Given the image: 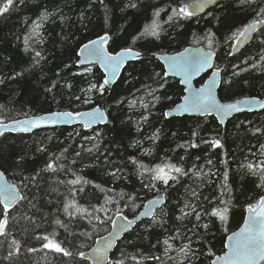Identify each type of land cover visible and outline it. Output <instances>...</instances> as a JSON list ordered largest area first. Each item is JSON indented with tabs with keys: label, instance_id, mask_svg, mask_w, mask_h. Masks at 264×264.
<instances>
[{
	"label": "trees",
	"instance_id": "16d2710c",
	"mask_svg": "<svg viewBox=\"0 0 264 264\" xmlns=\"http://www.w3.org/2000/svg\"><path fill=\"white\" fill-rule=\"evenodd\" d=\"M191 1L182 0L188 4ZM132 3L137 6L131 7ZM176 4L177 0H15L13 8L0 15V80L4 81L0 84V123L51 112H83L99 105L107 116L104 125L88 131L76 126L0 136V172L27 197L10 211L8 242L15 238L25 245L14 264H89L79 256L64 257L43 249V241L35 237L48 235L63 247L85 252L109 230L108 216L133 217L153 198H164L162 208L151 220L141 221L125 234L109 261L188 264L179 249L190 243L195 251L192 264H209L214 255L223 252L226 236L242 224L247 203L260 193L259 177L242 165L255 164L261 155L264 111L238 115L224 127L211 117L165 119L164 111L180 101L183 89L176 80L165 78V88L152 93L158 85L151 77L164 72L153 56L189 46L203 47L215 53L213 67L221 74L217 93L221 101L264 97V45L260 43L264 25H258L248 45L231 53L238 37L232 34L254 19H264L256 15L259 8H264V0H254L251 5L229 0L217 3L200 16L169 21ZM45 13L53 15L41 21L37 42H29L31 50L25 51L28 27ZM154 22L161 38L146 35L132 44V38L146 28L150 30ZM105 33L112 37L108 49L113 54L130 46L141 54V59L127 63L111 89L101 94L98 88L104 76L100 70L95 66L89 67L90 72L86 71L88 68H77L76 62L79 48ZM209 35L213 38L211 48L206 38ZM36 51L43 57H36L39 63L33 60ZM253 63L256 68L251 67ZM245 68L247 71L241 70ZM17 72L21 75L12 79ZM206 77L194 85H202ZM224 80H231V86H224ZM92 84L97 88L88 91ZM164 93L171 99L153 100V95ZM85 99L91 102L84 103ZM132 103L135 106L130 108ZM256 128L262 132L253 134ZM157 129L159 138L150 139ZM216 139L220 147L204 142ZM191 142L198 147H191ZM49 163L55 172L45 171ZM169 163L182 167L188 175L169 181V185L151 181L152 173L145 169ZM112 172L116 175H110ZM77 177L80 184L67 183ZM150 182L155 187H145ZM193 191L199 194L198 198L192 196ZM106 198L112 202L105 204ZM29 201L36 204V209ZM68 201L89 212L92 206L101 205L109 211L107 216L96 213L104 223L95 219L89 223L79 214L69 217L63 212V204ZM221 201L229 207L226 222L205 212L213 207L223 208ZM185 204L202 213L199 221L195 215L178 219ZM56 219L66 227L56 225ZM204 224L208 227L204 228ZM83 232L90 236H81ZM169 237L175 239L170 240L172 248L165 254L162 242ZM26 247L38 251L28 253ZM6 252L7 242L0 237V259Z\"/></svg>",
	"mask_w": 264,
	"mask_h": 264
},
{
	"label": "snow or ice",
	"instance_id": "6c2138e0",
	"mask_svg": "<svg viewBox=\"0 0 264 264\" xmlns=\"http://www.w3.org/2000/svg\"><path fill=\"white\" fill-rule=\"evenodd\" d=\"M20 3H23L24 0H19ZM103 0H101V3ZM219 0H193L192 4L184 3L182 0H177V4L175 7L171 9V15L168 16V20H181L188 19L193 17L197 12L203 10L206 4H217ZM254 0H239L241 5H251ZM15 0H0V15L8 13L14 6ZM131 7H136L135 3L130 5ZM192 9V10H190ZM160 14V10H157L155 15L158 17ZM52 13H45L42 19H47ZM258 17H264V8H259L256 13ZM258 25H264V19H254L251 23L245 25L242 29H238L237 32H234L233 37H245L247 38L248 33L254 32L257 30ZM39 23H37L36 28H39ZM35 34V31H34ZM152 36L157 40L161 38L160 31L158 30V25L154 22L151 26V29H145L143 33L138 37L132 38V44L136 43V40L143 36ZM264 36V32L261 33ZM208 40V48H211L213 45V38L211 35L206 37ZM29 39L25 38V51H30ZM112 40V37L107 33L103 35H99L96 39L89 40L87 43L83 44L82 51L86 52V56L83 60L80 61L81 64L87 62H96L104 66V68L111 73L110 78L104 79L103 83L99 86L98 91L103 94L105 92V86L114 81V78L117 76V73L125 66L126 61L129 58L141 59V54L130 46L122 47L119 51L113 52L109 51L108 45ZM239 42V41H238ZM114 43V41H113ZM261 45H264V39L260 40ZM236 45H233L235 48ZM36 57L43 59L41 53L39 51L35 52L33 60L36 63H39L36 60ZM167 61V71L161 73H155L153 78L154 83L158 85V88L152 89V93L159 91L160 89H164L166 86L165 78L171 73L173 76L180 77L179 83L184 86L183 90L188 94L183 96V103L176 105V111L178 113H189V112H197L201 115L210 114L215 112L221 119L224 116L229 115L233 112L240 111H253V106L259 104L261 109H264V103H261L256 98L246 99L243 101H236L234 103H220L216 97L214 88L218 87L217 81V72L212 73V77L210 82L204 83L199 87H195L193 85V78L199 75L202 72H205L207 69L212 68V53L210 51H203L199 48L194 50L185 49L184 52L178 53L176 56L165 57ZM264 59V57H262ZM252 68H256L257 65L253 63L251 65ZM242 71H247V69H241ZM86 71H91L90 68L86 69ZM21 73L17 72L15 76L11 77L15 79L16 76H20ZM233 75H238V73H233ZM4 83L3 80H0V84ZM232 84L231 80H224L223 85L226 87H230ZM54 86V85H53ZM97 85L92 84L88 91L92 89H96ZM51 91V89H48ZM150 93V94H152ZM77 100L80 97H76ZM163 99L170 100L171 97L167 96L166 93L163 95H153V100L156 102H160ZM89 99H85L84 103H90ZM135 104L132 103L129 105L130 108L134 107ZM145 108L148 105H143ZM154 106V105H153ZM163 115L167 118L170 113L164 112ZM72 119H79L85 128H89L98 122L106 123V117L104 112L100 109V107H95L86 112H63V113H50L46 116L36 117L31 121L25 120L22 122H17L14 126L19 127L20 124H33L37 127L41 126H55L60 122H68ZM147 120V117H144ZM40 121H46L44 125H41ZM25 131L27 129H24ZM261 128L254 129V133H261ZM99 135V133H97ZM197 134L194 132L193 136L195 137ZM159 138V129L153 133V136L150 139H158ZM85 139H91L86 137ZM205 143H211L213 147H220L219 139L213 141H204ZM190 146L195 148L198 145L195 142H191ZM264 148V145L261 146ZM91 151V149H89ZM79 155V153H77ZM136 161H133L135 163ZM211 163V161H209ZM141 168H144V165H140ZM242 167H246L248 173L253 176H258L260 183L257 187L260 189V193L257 199L250 200L247 203V213L248 216L245 219L244 226L240 229L239 232H233L231 235L227 237V243L224 245V248L227 250L224 251L222 255H214V253L209 252L210 256L214 255V259H212L211 264H264V160L259 161L257 163L249 162L246 165H242ZM55 172L56 168L52 163L47 164L45 171ZM145 171H149L152 173L151 181L162 182L164 185H169V181H177L179 177L188 175V172L185 171L182 167H178L175 164H164L163 166L157 165L154 169H145ZM199 174V172L195 173ZM3 172H0V237L5 238V242H7V252L6 255L0 259V264H3L4 261H8L9 264H14V260L18 258L22 251L25 249V245H22L21 242L15 238L11 239L8 242V237L10 236L9 231V218H10V210L21 201L27 199V197L21 194V190L13 183H10L6 180H3ZM110 175L115 176L116 173L112 172ZM24 180H28V177H23ZM35 180V177H32ZM227 179V175L225 174V180ZM80 178L77 177L75 180L68 181L67 183L70 185L80 184ZM145 187H155L151 182ZM52 191H56L55 188ZM83 191V188L80 189ZM193 197L199 196L195 191L192 192ZM123 198V194L121 195ZM129 199H134V197L129 196ZM207 199V198H205ZM112 201L108 198L105 199V204L111 203ZM31 204V202L29 201ZM149 204V207L151 206ZM225 206L223 208L213 207L210 211L205 209V212L211 217H217L221 222H226L228 219L229 207L226 202L221 201ZM33 209H36V204H31ZM185 208L190 209V211L185 212ZM109 209L105 207V205H101L100 207L92 206V211L89 212L87 209L77 206L74 201L64 202L63 204V212L69 217L76 216L79 214L80 218L88 219L89 223L92 222L93 219L99 221L100 223H104V220L101 219L99 215L96 213H104L107 216ZM182 216L178 217V219H183L185 216L195 215V219L199 221L201 219L202 213L197 211V208L192 206L191 204H185L184 208L180 209ZM142 215H147V213H142ZM13 221L15 217H12ZM28 219L32 220L36 226H39L38 222L32 219V217H28ZM120 219L127 220V217H120ZM108 221L113 224V231L109 233L108 237H101L100 242H98V246L93 248L90 253H85L84 251L63 247L60 242L49 239L48 235L36 236L35 239L43 241L42 247L43 249H49L54 251L55 253L62 254L64 257L75 258L79 256L81 260H92L93 264H124L122 259L109 261L107 254L109 250L113 247V240L118 239V233L127 231L128 225L131 224V221H127L126 224L118 225L116 220H113L112 217L108 216ZM56 225H60L66 227L61 224L59 219L54 221ZM204 228H207L208 225H202ZM81 236L89 237L90 233L83 232L80 233ZM175 239V237H169L168 239L163 240V245L165 254L169 252L172 248L170 244V240ZM159 242V241H158ZM83 247V245L81 246ZM26 251L28 253L37 252L38 249L34 247H26ZM180 253L184 256L185 260L188 261V264H192V257L195 256V251L191 248L190 243L185 244L179 249ZM135 260V257H132ZM155 259H159V257H155Z\"/></svg>",
	"mask_w": 264,
	"mask_h": 264
},
{
	"label": "water",
	"instance_id": "95a60500",
	"mask_svg": "<svg viewBox=\"0 0 264 264\" xmlns=\"http://www.w3.org/2000/svg\"><path fill=\"white\" fill-rule=\"evenodd\" d=\"M225 1H229V0H219L218 3L225 2ZM192 3H193V1L190 2L189 4H192ZM214 5H216V4H211V3L206 4L205 8L203 10L197 12L193 17L200 16V15L204 14L208 9L212 8ZM190 10H192V9H190ZM257 28H258V26H257ZM255 32L256 31L248 33L247 38H245V37H238L236 39L235 43L233 44V45H236V47L233 48V46H232L231 53L232 54H236L241 49H243L246 45H248L250 43L251 39L253 38ZM198 48L201 49V50H203V51H208V50L203 49L202 47H198ZM185 49L194 50V49H197V48L187 47ZM184 50H182L180 52H184ZM180 52H177V53H174V54H161V55H156V56H153V59L157 60L160 63V65L163 67V70L165 72V71H167V61L164 58L165 57H169V56L174 57V56H176ZM85 56H86V52L85 51H82V46H81L79 48V50H78V53H77V57H78V60L76 62V67L77 68H87V67H90V66H96L102 72V74L104 75V79L111 77V73L108 72L104 68V66L101 65V64H99V63H96V62H87V63L81 64L80 61L83 60ZM214 58H215V55H214V53H212V60H211L212 68L207 69L205 72H202L199 75H197L196 77H194L193 78V85H194V82L196 80H198L201 76H203L206 73H208V78L205 80L204 83L210 82L211 77H212V73L215 71V72L218 73L217 81H218V85L219 86L216 87V88H214L213 91L215 92L216 97H217V99H218V101L220 103H234V102H236L238 100L243 101V100L251 99V98H256L261 103H264V97H242V98H238V99H234V100H230V101H221V100H219V98L217 96V93H218V89L220 87L221 76H220V73L217 70L213 69ZM134 60H136V59L129 58V60L126 61L125 66L127 65V63H130V62H132ZM124 67H122V69L117 73V76L114 78V81L112 83H109L108 85L105 86V90L107 92L111 89V87L113 86V84L116 82V80L120 76V74H121V72H122V70H123ZM166 78L175 79V80L178 81V83H179V80H180V77L173 76L171 73H169ZM179 85H180V87H182V89L184 88V86L181 85L180 83H179ZM187 94L188 93L183 90V96H185ZM183 102L184 101H183V97H182V99L177 104H180V103H183ZM177 104H175L174 106H172V107H170V108H168V109H166L164 111V112H169L170 113V115L167 118L164 116L165 119H169V118H182V117H188V118H205V117H211V118H214L216 120L217 124L219 126H221V127H224L227 121L231 120L232 118H234V117H236L238 115H241V114L259 113V112L264 111V109H261L260 108L259 104H256V105L253 106V111L244 110V111H240V112H233V113H230L227 116H224L221 119V117H219L215 112H212L210 114H205V115H201V114H199L197 112L178 113L176 111V105ZM97 107H100V109L103 111L101 105H99ZM84 112H86V111H84ZM53 113H63V112H53ZM48 114H50V113H48ZM48 114H44V115H40V116L27 117V118H22V119L15 120V121L0 123V136L2 134L30 135V134H32L35 131L44 130V129L49 130V129H56V128H71V127H76V126H80V127L83 128V130L88 131V130H91L93 128H96L97 126H101V125H104L105 124V123L98 122L97 124H95V125H93V126H91L89 128H85L84 125H83V123L79 119H72V120H70V121H68L66 123L65 122H60V123H58L55 126H41V127H37V126H35V125L31 124V123L26 124V125L25 124H20L19 127L14 126L17 122H22V121H25V120L31 121V120H33L36 117L46 116ZM104 114H105V112H104ZM105 117H106V120H107L106 114H105ZM40 123H41V125H44V124L49 123V122L40 121ZM24 129H27V130L25 131ZM3 180H6V178H5L4 175H3ZM150 202H152V203H151V206L149 207ZM163 204H164V198L163 197L153 198V199H150V200L146 201L143 204L141 210L135 216H133L131 218H127V220H124V219H120V217H124V216L118 215V216H116L113 219V220H116L117 221L118 225L126 224L127 221H131V224L128 225V230L127 231L119 232L117 234L119 238L113 240V247L109 250V252L107 254L108 260H109V257L111 255V253L114 251L117 243L123 238V236L125 234L129 233L137 224L141 223V221L151 220V218L155 215V213L162 208V205ZM15 206H13V208ZM142 213H147V215H142ZM247 216H248V213H247V209H246L242 225L237 230H235L234 232H239L240 231V229L244 226V222H245V219L247 218ZM112 231H113V224L111 225L109 231L105 235H103L101 237H105V238L108 237L109 233L112 232ZM232 233H230L229 235H231ZM101 237H99L98 239H96L95 242H94V245L88 251H86L85 253H90L93 248L97 247L98 246V242H100V240H101ZM227 237L225 238L224 245L227 243ZM226 250L227 249L224 248V251H226ZM85 261H87L89 264H93V261L92 260H85ZM210 264H211V262H210Z\"/></svg>",
	"mask_w": 264,
	"mask_h": 264
},
{
	"label": "rangeland",
	"instance_id": "374dc122",
	"mask_svg": "<svg viewBox=\"0 0 264 264\" xmlns=\"http://www.w3.org/2000/svg\"><path fill=\"white\" fill-rule=\"evenodd\" d=\"M43 16L44 15L42 14L37 20L33 21V23L28 27L26 38L30 37L29 42L32 45H34L37 42V39L40 35V28L42 26L41 21L44 20V19H42ZM37 23H39V25H40L39 28H36ZM34 31H35V34H34ZM262 160H264V148H262L261 155L257 159L256 163L259 161H262Z\"/></svg>",
	"mask_w": 264,
	"mask_h": 264
},
{
	"label": "bare ground",
	"instance_id": "6f19581e",
	"mask_svg": "<svg viewBox=\"0 0 264 264\" xmlns=\"http://www.w3.org/2000/svg\"><path fill=\"white\" fill-rule=\"evenodd\" d=\"M112 254V253H111Z\"/></svg>",
	"mask_w": 264,
	"mask_h": 264
}]
</instances>
